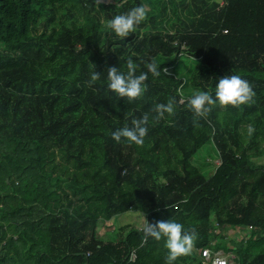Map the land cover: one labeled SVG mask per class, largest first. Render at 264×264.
I'll return each instance as SVG.
<instances>
[{"label": "trees", "instance_id": "1", "mask_svg": "<svg viewBox=\"0 0 264 264\" xmlns=\"http://www.w3.org/2000/svg\"><path fill=\"white\" fill-rule=\"evenodd\" d=\"M224 1L0 0V264H165L164 239L130 226L100 234L129 212L196 230L174 264H202L203 249H228L240 227L253 228L241 264H264V0ZM142 4L147 19L128 37L107 28ZM129 59L137 74L153 61L161 70L134 101L107 87V68L126 72ZM186 61L198 64L184 72ZM232 74L255 103L217 104L195 127L187 100L215 96ZM172 97L184 101L175 115L153 121ZM145 113L142 147L112 138ZM208 145L221 162L210 174L194 162Z\"/></svg>", "mask_w": 264, "mask_h": 264}, {"label": "clouds", "instance_id": "2", "mask_svg": "<svg viewBox=\"0 0 264 264\" xmlns=\"http://www.w3.org/2000/svg\"><path fill=\"white\" fill-rule=\"evenodd\" d=\"M104 0H93V3L99 7ZM148 9L146 5L132 7L129 11L115 15L107 23V28L115 33L117 37L125 38L135 31L143 21L147 19ZM147 71L137 74V65L129 59L127 61V71L122 72L118 67H108L107 79L109 81L107 87L114 92L117 97L127 98L134 101L141 98L146 89L149 80V74L153 77H159L161 70L155 61L146 65ZM168 74V69L162 70ZM101 79V73L93 71L88 81V85L92 86ZM256 93L249 81L242 78L238 74L226 75L219 79L215 96L207 91H197L189 100H187L188 108L194 113L193 125L199 127L201 118L207 119L213 109L219 105L221 108H239L242 105H252L255 103ZM183 103V100L177 101L175 97L170 98L167 103H157L154 105L152 112L155 115L153 121L159 122L165 118L175 115L177 103ZM149 113L143 114L140 118L132 119L131 126L125 125L123 128L117 129L112 133V138L120 142L124 138L129 144L143 146L144 139L148 134ZM255 132V127L251 124L247 126L248 136L251 137ZM144 240L149 237L156 241L165 240V247L168 250L165 264H174V262L182 257L191 255L198 233L196 230H185L184 225L174 220H158L148 222L144 217V223L141 227ZM207 255V253L205 254ZM216 264H226L225 260H219Z\"/></svg>", "mask_w": 264, "mask_h": 264}, {"label": "rangeland", "instance_id": "3", "mask_svg": "<svg viewBox=\"0 0 264 264\" xmlns=\"http://www.w3.org/2000/svg\"><path fill=\"white\" fill-rule=\"evenodd\" d=\"M217 1H219L221 5H223L225 2L224 0L223 1L217 0ZM113 2H115V0H104L103 3H113ZM168 14H170V13L168 12ZM172 33L173 32H169V34H172ZM185 44L186 43L182 44L183 52L187 51ZM197 64H198L197 62L195 63L192 61H186V63H183L182 67H183L184 72H188L191 69H193L195 66H197ZM217 158H218V156H217L215 150L213 149V147L211 145H208V146L204 147L203 150L200 153H198V155H196V158H195L196 160H194V162L197 166H199L202 169L203 172L205 171V172H208V174H210L209 168H211V166H213L214 163H215V165H220V163H221L220 160H218ZM258 162L264 163V160L263 161L258 160ZM144 217L147 220V217L144 214L139 213V212H129V213H126L124 215H121L113 223L114 224L113 228L107 229V226H106L102 229L103 234H106L107 232H113L114 229L116 230V232L114 234H108L104 238L108 239V240H113L115 238V236H117L119 233V232H117L118 229L121 230V228H124L127 226H130L132 228L141 229V227L144 223ZM110 226H112V225H110Z\"/></svg>", "mask_w": 264, "mask_h": 264}, {"label": "built area", "instance_id": "4", "mask_svg": "<svg viewBox=\"0 0 264 264\" xmlns=\"http://www.w3.org/2000/svg\"><path fill=\"white\" fill-rule=\"evenodd\" d=\"M103 3V2H102ZM227 33V31H225ZM252 227L242 228L240 227L231 237L234 243L228 241V249H220L214 251L211 248H205L202 250V264H216L219 260H225L226 264H241V258L238 255L237 248L241 246V242H246L251 237ZM207 253V255H205ZM137 258L136 250L132 251L130 255V261H135Z\"/></svg>", "mask_w": 264, "mask_h": 264}, {"label": "crops", "instance_id": "5", "mask_svg": "<svg viewBox=\"0 0 264 264\" xmlns=\"http://www.w3.org/2000/svg\"><path fill=\"white\" fill-rule=\"evenodd\" d=\"M110 224H113V223H109L108 224V226H107V229H109V228H111V227H109L110 226ZM113 228V227H112ZM103 229V228H102ZM101 229V233L100 234H102L104 237H106L108 234H110V232H107L106 234H103V230ZM112 233V232H111ZM115 233V229L113 230V234Z\"/></svg>", "mask_w": 264, "mask_h": 264}]
</instances>
